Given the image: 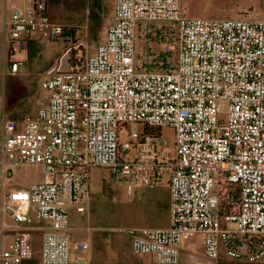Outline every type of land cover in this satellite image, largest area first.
<instances>
[{"label": "built area", "instance_id": "2783aa9c", "mask_svg": "<svg viewBox=\"0 0 264 264\" xmlns=\"http://www.w3.org/2000/svg\"><path fill=\"white\" fill-rule=\"evenodd\" d=\"M29 1L4 20L11 73L28 39L68 31L47 0ZM138 26L139 39L150 44L154 34L166 48L138 53ZM76 59L67 70L59 63L46 104L22 126L0 111V264L28 259L35 234L40 264L90 252V231L73 237L69 208L90 211L93 166L110 168L129 193L168 177L170 221L126 229L135 254L180 264L183 242L200 234L210 261L224 251L264 264V18L187 17L182 0H115L103 41ZM131 123L143 130L124 140ZM163 127L175 129L171 142ZM21 164L40 166L42 181L10 185Z\"/></svg>", "mask_w": 264, "mask_h": 264}, {"label": "rangeland", "instance_id": "374dc122", "mask_svg": "<svg viewBox=\"0 0 264 264\" xmlns=\"http://www.w3.org/2000/svg\"><path fill=\"white\" fill-rule=\"evenodd\" d=\"M22 0L20 7L30 1ZM52 21L60 23L68 30L59 36H45L37 33L20 52L11 55L12 60L23 61L16 75L8 70L9 59L3 57V40L0 38V111L6 114L14 109L15 114L9 118L20 122L25 117L33 116L47 102L46 81L55 72L59 63L62 69L70 68L69 57H84L92 53L112 24V0H48ZM5 0H0V19L9 18ZM8 8H11L8 6ZM183 13L187 17L205 19L264 18V0H182ZM157 27L158 23L148 22ZM151 28V27H150ZM2 30V24H0ZM71 32V33H70ZM154 32V31H153ZM153 41L149 44L139 39V26L136 29V50L139 53L149 46L152 50L166 46L158 43L157 35L150 34ZM71 48V50H69ZM4 68V69H3ZM225 108V105H222ZM15 107V108H13ZM8 116V115H7ZM143 130L140 123H131L130 128L123 129L122 138L128 140L129 131ZM153 133L159 132L152 130ZM163 140L171 142L175 136L173 127L161 129ZM14 174L8 177L10 185H25L33 181H42L40 166L21 164ZM90 211L79 212L76 207L69 208L70 224L73 235L78 239L88 237L90 231V252L75 254L71 264H83L81 256L90 257V264H158L155 253L135 254L132 251L130 236L125 232L131 227L166 226L170 220V194L168 177L155 187H142L129 193L124 181L116 180L112 170L107 167L93 166L89 172ZM34 216V212H32ZM35 218V216H34ZM36 219V218H35ZM9 220V218H7ZM40 223V222H38ZM8 238H4V242ZM41 234H35L32 251L24 264H40ZM187 243V247H185ZM182 249L192 251V260L181 255L180 264H252L237 261L222 251L218 263L204 256L200 234L183 242ZM78 261L76 262L77 258Z\"/></svg>", "mask_w": 264, "mask_h": 264}, {"label": "crops", "instance_id": "0c3cea01", "mask_svg": "<svg viewBox=\"0 0 264 264\" xmlns=\"http://www.w3.org/2000/svg\"><path fill=\"white\" fill-rule=\"evenodd\" d=\"M22 0H5V8L7 9V10H10V8H8V6L9 7H12V6H19L18 5V3L19 2H21ZM24 2V4H25V0L23 1ZM47 2H48V7H49V9H50V5H49V1L47 0ZM50 11V10H49ZM114 11H115V0H112V8H111V20H113V18H114ZM50 13V12H49ZM0 24H2V30L0 29V38L3 40V57H4V59H5V57H6V53H7V51H6V43H5V33H4V20L3 19H0ZM58 24H60V23H58ZM62 25V24H61ZM64 26V25H63ZM110 26V25H109ZM109 26H108V28H109ZM107 32V31H106ZM67 33H69V32H67ZM71 33V32H70ZM106 34V33H105ZM104 37H105V35L103 36V39H104ZM30 40H31V38L30 39H28V46L30 45ZM103 41V40H102ZM4 69V68H3ZM7 71L8 70H3V72L4 73H7ZM19 71H20V68H19V70L16 72V73H11L12 75H16V74H18L19 73ZM13 108H15V107H13ZM4 110V109H3ZM5 111V110H4ZM38 112V111H37ZM37 112L33 115V116H31V117H35L36 116V114H37ZM13 114H15V111H14V109H12L11 111H9V114H7L8 115V117H9V115H13ZM31 117H29V116H27V117H25L24 119H22V120H20V122H17L18 124H19V126H22L23 125V123L28 119V118H31ZM16 121V120H15ZM170 221V220H169ZM73 227V226H72ZM73 237L75 238V239H78V238H76V236H74L73 235ZM10 238V237H9ZM188 240L189 239H187V240H185V242H188ZM203 245V244H202ZM183 246V245H182ZM182 246H181V255L184 253V255L186 256V258L187 259H190V260H192L191 258H192V256H194L195 254L192 252V251H190V250H187V249H182ZM185 247H187V243H186V245H185ZM203 251H204V247H203ZM218 263V262H217Z\"/></svg>", "mask_w": 264, "mask_h": 264}, {"label": "trees", "instance_id": "16d2710c", "mask_svg": "<svg viewBox=\"0 0 264 264\" xmlns=\"http://www.w3.org/2000/svg\"><path fill=\"white\" fill-rule=\"evenodd\" d=\"M64 29L66 30V29H68V30H70V31H72V29L71 28H68V27H64ZM70 60H71V62L73 63V64H77V63H81V61H78L77 59H76V57L73 55L72 57H70ZM159 131V130H158ZM33 245V244H32ZM32 260V259H31ZM30 259H25V261L22 263V264H24V263H26V262H30L31 261Z\"/></svg>", "mask_w": 264, "mask_h": 264}]
</instances>
